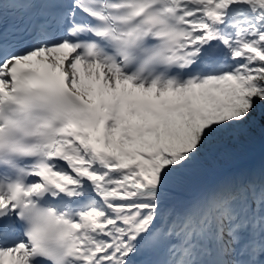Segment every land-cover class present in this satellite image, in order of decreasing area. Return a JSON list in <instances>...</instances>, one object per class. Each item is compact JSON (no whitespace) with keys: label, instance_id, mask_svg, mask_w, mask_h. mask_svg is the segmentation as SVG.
Here are the masks:
<instances>
[{"label":"snow or ice","instance_id":"obj_1","mask_svg":"<svg viewBox=\"0 0 264 264\" xmlns=\"http://www.w3.org/2000/svg\"><path fill=\"white\" fill-rule=\"evenodd\" d=\"M264 0H0V264H264Z\"/></svg>","mask_w":264,"mask_h":264},{"label":"trees","instance_id":"obj_2","mask_svg":"<svg viewBox=\"0 0 264 264\" xmlns=\"http://www.w3.org/2000/svg\"><path fill=\"white\" fill-rule=\"evenodd\" d=\"M263 140L258 129L244 131L239 135L228 139L217 152L203 158L207 165H219L228 162L238 156L248 154L252 148Z\"/></svg>","mask_w":264,"mask_h":264},{"label":"rangeland","instance_id":"obj_3","mask_svg":"<svg viewBox=\"0 0 264 264\" xmlns=\"http://www.w3.org/2000/svg\"><path fill=\"white\" fill-rule=\"evenodd\" d=\"M244 132V131H243ZM243 132H241V133H243ZM239 135V134H238ZM263 147H264V136H263V140L258 144V145H256L254 148H252L251 150H250V152L251 153H253V152H255V151H260V150H262L263 149ZM219 150V148L218 149H216V150H214V151H212V152H210L211 154H213V153H215V152H217ZM210 153H208V154H206V155H209ZM206 164H204L203 163V168H202V173H201V176L200 177H203V176H205L208 172H209V168L207 167V166H205ZM212 170H215V169H212Z\"/></svg>","mask_w":264,"mask_h":264},{"label":"bare ground","instance_id":"obj_4","mask_svg":"<svg viewBox=\"0 0 264 264\" xmlns=\"http://www.w3.org/2000/svg\"><path fill=\"white\" fill-rule=\"evenodd\" d=\"M260 155L262 156V158L264 157V152L263 153H260ZM209 176V175H207ZM207 176H204V177H199L200 179L202 180H206L207 179Z\"/></svg>","mask_w":264,"mask_h":264}]
</instances>
